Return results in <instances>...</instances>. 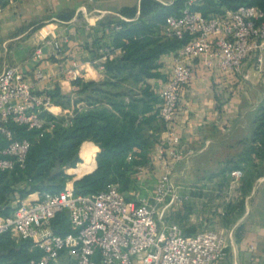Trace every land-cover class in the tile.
<instances>
[{"label": "built area", "instance_id": "obj_1", "mask_svg": "<svg viewBox=\"0 0 264 264\" xmlns=\"http://www.w3.org/2000/svg\"><path fill=\"white\" fill-rule=\"evenodd\" d=\"M192 5L190 1L179 15L167 17L163 27L166 39L188 40L174 53L172 75L159 92L160 119L167 127L173 121L182 90L193 77L192 68L183 64V59L210 57L221 71L244 77L249 68H262V9L241 6L206 17ZM53 45L58 52L60 44ZM104 52L105 60L123 54L121 49ZM37 55L40 57V50ZM101 70H105L104 64ZM37 78L42 80L44 76L38 72ZM51 92H36L18 67H7L0 74V142L5 143L0 146V173L24 168L33 145L29 139H17L13 127L28 132H51L55 128V121L46 117H61L52 110L56 104ZM71 117L73 114L66 118ZM39 139L37 136L35 141ZM179 141V136L169 130L168 138L160 142L162 175L151 195L130 200L116 184L84 195H77L70 184L59 193L35 192L15 199L13 209L0 215V235L9 234L17 242L29 240L32 249L41 250L42 256L28 264H218L228 257L232 232L205 228L188 236L178 224L168 223L174 206L188 200L177 194L173 183L174 165L184 159ZM137 153L131 152L128 161H133ZM144 170L138 167L137 174L143 175ZM231 176L240 179L243 172L235 170ZM63 212L71 228L66 235L52 229L53 220Z\"/></svg>", "mask_w": 264, "mask_h": 264}, {"label": "trees", "instance_id": "obj_2", "mask_svg": "<svg viewBox=\"0 0 264 264\" xmlns=\"http://www.w3.org/2000/svg\"><path fill=\"white\" fill-rule=\"evenodd\" d=\"M185 1L164 5L157 0H142L139 16L137 8L120 12L131 21L109 19L103 22L102 26L111 30L110 46L113 50L121 49L123 54L106 61L102 81L86 82L78 78L73 82L77 89L74 104L85 103L86 106L81 110L76 108L71 118L46 115L47 119L55 121L51 132H28L25 128L13 127L17 139H29L33 145L24 168L0 173V215L13 209L16 197L23 199L35 192L64 190L65 183L73 179L69 175H73L81 162L79 155L87 143L95 144L97 150L82 179L74 182L77 195L98 193L111 184L119 185L123 193L133 187L137 168L150 165L149 152L157 143L158 134L165 129L160 119L159 92L150 81L168 83L170 77L161 73L160 59L175 53L188 41L169 40L163 36L167 17L179 15ZM204 1L203 6L192 9L206 17L241 6H257L264 11V0ZM8 2L0 0L2 6ZM59 17L65 20L69 16L62 13ZM117 27L120 30H116ZM51 96L57 106L71 107L72 99L63 95L59 88L54 89ZM253 123L252 136L246 141V155L230 160L221 172L222 176L230 177L233 170H241L247 188L252 187L255 174H259L255 170L259 165L252 155L259 162L264 161V102L255 113ZM37 136L40 139L35 141ZM0 146L5 143L0 142ZM135 150L138 152L136 158L129 162L128 155ZM82 166L77 174H81ZM19 185L24 186L19 188ZM243 194H246L245 189ZM52 229L60 235L71 232L66 212L53 220ZM197 232L194 230L187 235ZM32 246L29 240L17 242L9 234L0 235V264H28L41 257V250L32 249Z\"/></svg>", "mask_w": 264, "mask_h": 264}, {"label": "crops", "instance_id": "obj_3", "mask_svg": "<svg viewBox=\"0 0 264 264\" xmlns=\"http://www.w3.org/2000/svg\"><path fill=\"white\" fill-rule=\"evenodd\" d=\"M141 1L9 0L6 6L0 4V74L14 66L38 93L59 88L63 95L72 99V104L66 109L56 105L58 111L54 113L69 117L76 108L81 110L80 104H74L76 87L73 82L78 78L99 82L105 77L101 66L107 61L104 59V37L109 30L102 26L103 22L109 19L131 21L120 12L137 8L139 16ZM62 13L69 17L60 19ZM55 42L61 46L58 52L54 49ZM160 62L161 73L171 77L174 53L162 56ZM182 62L192 68L193 77L180 94L173 121L168 127L165 125L157 141L166 140L168 131L172 130L180 137V147L191 158L207 156L218 147L225 152L236 145L240 150L235 155L228 153L227 157L231 155V159H237L246 155L249 138L245 130L254 124L247 117L257 112L258 105L248 101L245 80L249 70L254 69L249 68L244 77L221 71L216 60L210 57L187 58ZM38 72L43 74L42 80L37 78ZM150 83L158 92L165 87L162 80ZM85 148L81 156L89 168L97 147L87 143ZM88 152L91 153L90 161L85 159ZM156 156V149H153L150 165H157L161 175ZM252 158L259 165L255 169L259 174H255L251 188H247L242 179L236 189L237 202H240L237 210L241 213L230 229L233 240L227 248L228 257L218 264H264V161L259 162L255 155Z\"/></svg>", "mask_w": 264, "mask_h": 264}, {"label": "rangeland", "instance_id": "obj_4", "mask_svg": "<svg viewBox=\"0 0 264 264\" xmlns=\"http://www.w3.org/2000/svg\"><path fill=\"white\" fill-rule=\"evenodd\" d=\"M157 1L164 5H171L176 0ZM190 1H193V9L205 4L204 0H186L185 5ZM116 30H120V28L117 27ZM104 40V49H112L110 46L112 41L111 30H109V33L104 37ZM261 64V70H249V74L245 80V86L247 88L246 97L252 105H258V109L264 102V57L262 58ZM72 76L74 75L72 74ZM79 106L83 109L86 104L81 103ZM254 116L255 113H253L252 116H248L247 119H251L253 122ZM164 125L166 124L164 123ZM253 127L254 124L252 127L245 130V134L248 138L252 136ZM159 135L160 133L158 136ZM235 139L238 140V137ZM180 143L181 140L177 143V146L184 152V159L174 165L173 183L177 194L182 197H188V200L174 206L168 223L180 225L186 234L204 228L225 230L226 233H230L232 231L230 230L232 229L231 227L234 226L233 221H235L241 213V210H237L240 206V202H237L238 191L236 189L243 181V177L235 179L232 176H222L221 172L229 165V161L233 159H231V155H235L241 147L239 145L232 146V148H229L230 150L225 149V152L222 148L218 147L212 149V152L207 156L191 158L186 151L180 147ZM159 144L160 142L157 141L149 153H151L153 149H156L157 163L162 170L160 160H158ZM167 147L168 146H164V148ZM84 150H86L85 145L82 147L79 155L81 162L76 166L77 168L73 171V175L68 174L73 179L68 180L65 183V187L68 184L74 187V182L82 178L87 168V164L82 160L81 156ZM228 153L231 154L230 158L227 157ZM87 154L88 155H85V159L90 161L91 153L88 152ZM80 165H83V169L81 174H77L76 171L79 170ZM143 168H145L143 175L139 176V174H137L136 183L126 192L127 197L134 201H138L141 197L151 195L159 177L162 175V173L160 175V170L157 165H148V167L144 166ZM24 185H19V188ZM18 198L20 197H16V199ZM233 200L235 201L234 203H232ZM229 202H231L232 205H229ZM156 219L160 225L157 217Z\"/></svg>", "mask_w": 264, "mask_h": 264}, {"label": "bare ground", "instance_id": "obj_5", "mask_svg": "<svg viewBox=\"0 0 264 264\" xmlns=\"http://www.w3.org/2000/svg\"><path fill=\"white\" fill-rule=\"evenodd\" d=\"M52 110H53V112H55V111H58V109H57V108H55V107H54V108H52Z\"/></svg>", "mask_w": 264, "mask_h": 264}, {"label": "water", "instance_id": "obj_6", "mask_svg": "<svg viewBox=\"0 0 264 264\" xmlns=\"http://www.w3.org/2000/svg\"><path fill=\"white\" fill-rule=\"evenodd\" d=\"M82 179V178H81ZM77 180H80V179H77Z\"/></svg>", "mask_w": 264, "mask_h": 264}]
</instances>
